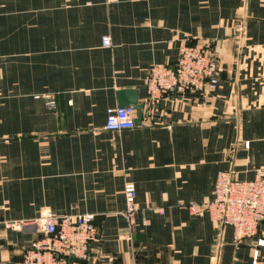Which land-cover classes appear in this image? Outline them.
I'll return each mask as SVG.
<instances>
[{
	"label": "crops",
	"instance_id": "crops-1",
	"mask_svg": "<svg viewBox=\"0 0 264 264\" xmlns=\"http://www.w3.org/2000/svg\"><path fill=\"white\" fill-rule=\"evenodd\" d=\"M191 44L213 47L217 86L148 104L151 66ZM123 89L142 122L107 131ZM261 168L264 0H0V264H21L43 238L8 223L45 212L94 216L82 264H264V222L234 244L231 227L190 208L212 199L218 172L251 180Z\"/></svg>",
	"mask_w": 264,
	"mask_h": 264
},
{
	"label": "built area",
	"instance_id": "built-area-1",
	"mask_svg": "<svg viewBox=\"0 0 264 264\" xmlns=\"http://www.w3.org/2000/svg\"><path fill=\"white\" fill-rule=\"evenodd\" d=\"M101 45L109 47L108 35L101 37ZM218 61L211 45H182L173 66L153 65L145 78L147 103L158 104L168 94L180 97L203 94L218 84ZM42 97L48 108L56 105L51 94ZM136 111L132 107H112L106 110L104 129L129 130L135 127ZM248 144L245 143L246 147ZM125 209L123 215L133 223L139 207L135 202L136 189L132 183L123 187ZM198 207V208H196ZM191 209L207 212L215 225L229 226L233 230V242L239 244L254 236L264 222V169H258L251 180H238L231 171H220L212 188V199L191 204ZM161 213V210H159ZM33 225L43 234L23 251L21 264H82L89 257L90 244L97 232L92 214H65L56 216L45 212L31 221H13L8 226L22 229ZM263 246V240H257ZM255 251L253 257L256 258Z\"/></svg>",
	"mask_w": 264,
	"mask_h": 264
},
{
	"label": "water",
	"instance_id": "water-1",
	"mask_svg": "<svg viewBox=\"0 0 264 264\" xmlns=\"http://www.w3.org/2000/svg\"><path fill=\"white\" fill-rule=\"evenodd\" d=\"M117 107H132L136 111L135 126L140 125L143 117L144 105L138 103L135 90L123 89L117 92Z\"/></svg>",
	"mask_w": 264,
	"mask_h": 264
},
{
	"label": "trees",
	"instance_id": "trees-1",
	"mask_svg": "<svg viewBox=\"0 0 264 264\" xmlns=\"http://www.w3.org/2000/svg\"><path fill=\"white\" fill-rule=\"evenodd\" d=\"M83 262H84V261H83ZM83 262H82V263H83Z\"/></svg>",
	"mask_w": 264,
	"mask_h": 264
}]
</instances>
